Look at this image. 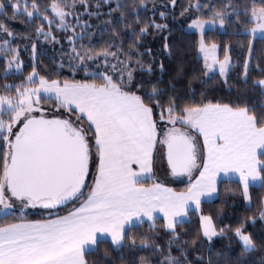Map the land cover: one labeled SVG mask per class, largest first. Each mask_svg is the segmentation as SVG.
<instances>
[{
    "label": "snow or ice",
    "instance_id": "1",
    "mask_svg": "<svg viewBox=\"0 0 264 264\" xmlns=\"http://www.w3.org/2000/svg\"><path fill=\"white\" fill-rule=\"evenodd\" d=\"M102 2L110 6L113 0ZM170 3L175 7L176 0ZM250 3V11L246 5L243 15L247 17L244 23L252 25L245 34L252 38L246 53L241 45L243 72L238 75L247 85L255 58L254 70L262 78L253 80L251 88L264 96V50L257 56L254 43L257 33L264 37V0ZM140 5L144 7L145 0H140ZM99 6L98 0L97 11L92 12L89 0H45L44 4L41 0H0L4 79L9 74L23 75L18 46L13 44L31 38L30 29L18 33L10 21L31 25L38 20L36 37L42 35L52 43H59L54 31L72 32L67 36L71 47L64 53L71 79H61L63 62L54 73L41 74L33 42L32 71L20 84L0 83V264H90L88 257L97 256L102 246L103 254L92 264H115L112 251L119 254L120 264H264V239L247 233L243 222L235 228L218 227L215 220L219 216L205 215L202 209V198L211 203L218 195L220 173L238 174L249 211L250 188L256 185L264 189V162L257 159V150H264V104L257 109L241 94L235 100L213 101L204 89L197 97L192 84L200 79L201 85H206L217 74L227 84L231 69L239 67L232 63L231 47H224L220 59L219 46L204 40L208 21L197 16L188 27L201 34L200 75L176 58L167 36L164 57L157 66L152 49H140L150 29L163 32L167 24L146 22L137 31L139 18L130 23L125 6L116 0V7L107 15L119 12L116 23L134 39L125 49L122 36L113 27L112 40L97 50L91 43L95 33L87 31L91 25L82 18L85 14L99 17ZM228 6L236 7L232 0ZM77 7H83L84 12L76 13ZM189 7L199 10L201 4ZM213 13L211 23L218 21L223 28L226 13L215 9ZM232 15L239 22L241 13L234 11ZM70 16H74V25ZM160 18L166 19V12H160ZM45 22L48 31L44 30ZM105 23L112 25L113 21ZM74 27L82 28L80 35ZM85 36L89 44L77 48L76 41ZM80 72L83 76L77 79ZM165 75L169 76L166 85ZM183 81H187L186 86L178 87ZM158 157L166 159L173 177H189L186 192L177 193L158 182L148 184L154 180ZM194 171H199V176L192 182ZM28 209L45 214L28 219ZM190 210L199 215L191 248L176 232ZM258 211L259 220L264 222V199ZM154 213L162 215L164 231L170 237L166 249L156 243ZM247 219L256 223V217ZM145 220L153 235L141 234L137 245L133 229ZM229 231L232 236H227ZM225 238L239 245L234 256L224 251L213 253L215 241ZM205 241L207 259L202 254L190 259V253ZM227 247L231 248V243ZM142 249L150 250V255L137 258Z\"/></svg>",
    "mask_w": 264,
    "mask_h": 264
},
{
    "label": "trees",
    "instance_id": "2",
    "mask_svg": "<svg viewBox=\"0 0 264 264\" xmlns=\"http://www.w3.org/2000/svg\"><path fill=\"white\" fill-rule=\"evenodd\" d=\"M50 2V0H48ZM197 2L201 4L199 10L195 7H189V5H195ZM41 3L44 4L45 0H41ZM98 0H89L90 11L96 12ZM121 3L125 6V10L129 15L127 20L131 23L134 22L137 18L140 20V24L136 25L137 31L140 26L146 22L162 23L167 24V30L163 32L156 33L153 30H149L148 35L144 38L141 51H146V49L151 48L153 53L157 55V66L159 60L164 57L162 52L164 37H168V42L173 45L174 52L177 53L176 58L182 59L190 70L195 69L197 75H200L199 70L202 68V60H198V39L199 36L195 32H190L186 30L187 25L192 19L199 16L204 20H211V16L214 14L213 9L223 10L225 15V25L222 30H208L204 32V40L206 43H216L218 47V57L223 59V49L224 47L230 46L232 51L230 53L231 60L234 65H239V67H233L228 77V83L225 84L222 79L217 78L210 80L206 85H201L200 79L194 80L192 82L193 87L197 90V97H199L200 90H206V94L209 99L213 101L223 100L227 102L228 100H235L238 94L244 95L249 104H254L257 109L260 105L264 104V96L260 95L259 89H252L251 84L253 80L262 78L254 69L256 65V59H253V71L251 72L248 80V84L245 85L238 73L242 74L243 72V55L241 54V45L244 46V52L247 51V42L251 39L250 36L246 35V29L251 28V24H245L244 21L247 20V17L243 15L244 8L247 5L249 11L251 9L250 0H232V3L236 5L235 8L228 6V0H176L175 7L172 6L170 0H145L144 7H141L140 0H121ZM99 17L92 16L89 18L86 14L82 18L83 23L91 25L87 30L89 33H95L91 39V43L99 50L101 46L106 42L112 40V29L115 28L116 32L120 34L123 38L124 48L127 49L129 43H131L134 37H130L128 31L124 29V26L120 23H116L119 20L120 13L112 12L111 16L107 14L111 11L112 8L116 7V0H113L112 4L105 5L102 0H99ZM205 5H211V8L205 7ZM135 6V7H133ZM188 8V11L184 12V9ZM76 13H83V7H77ZM166 12V19L161 20L160 12ZM234 11H239L241 16L238 18L235 15H232ZM184 12L183 15L181 13ZM69 20L72 25L75 24L74 16H70ZM112 20L113 24H106L105 21ZM39 21H34L31 25H25L20 22H11L10 25L18 33H25L29 29L31 30V38L28 40L18 39L13 44L14 47L18 46L20 53V60L23 62V75L9 74L7 79L3 78L4 75V65L0 62V83H12L20 84L24 77H26L32 71L33 64V53H32V43L37 44L35 62L37 68L41 74L45 72L52 74L61 62L64 63L65 67L63 70V75L61 79L65 76L69 79L72 78V73L68 71L67 68V56L64 55L65 52H68L71 45L67 41V36L71 35L72 32H61L54 31V35L59 43H52L50 40H45L44 36H39L38 38L35 35V28L39 25ZM52 28L55 30L56 25L53 24ZM44 30L48 31L47 23L44 24ZM73 31L76 35H80L82 32L81 27H74ZM117 43H120L117 40ZM255 48L257 50V56L261 50H264V39L256 38L254 40ZM81 44L87 46L89 44V39L85 36L83 41H76V47L79 48ZM150 58L145 55L144 60L148 61ZM164 63L169 64V61L165 58ZM159 75V73H156ZM83 76V72H80L76 75L77 79H80ZM203 77L201 76V79ZM169 79L168 75L163 77L164 85L167 84ZM187 81H183L178 87L186 86ZM162 85V86H164ZM49 107V105H45ZM54 111V108L52 109ZM202 143V141H201ZM257 159L264 162V152L259 154ZM165 165L167 167L166 159ZM167 170L168 167H167ZM170 171V170H169ZM194 177L191 178V180ZM152 182L161 183L159 180L148 181V184ZM171 189L175 191H186L189 186V181L174 185H168ZM86 191V190H85ZM251 196V210L245 208V203L242 198V187L237 180H221L218 183V195L211 203L205 202L202 204L203 214L211 215L214 218L219 216V219H216L215 222L218 227H223L228 225L230 228H235L239 226L241 222L245 223L246 232L252 234L257 240L264 239V222L259 220V205L261 199H264V189H261L257 186H252L250 188ZM40 209H28L26 210V216L28 219H39L44 215ZM63 214V213H62ZM19 215V213H17ZM256 217V223L253 225L247 218ZM163 220L157 219L155 224V233H158L156 237V243L165 246L166 242L170 238L168 234L165 233L163 228ZM199 227V215L194 211H190V214L187 216L186 220L180 223L176 227V232L179 234L181 242L184 240L189 241L188 247L191 248V240L196 237L197 230ZM133 234L136 235L137 245H139L141 234L146 236H152L153 230L149 228V222H144L142 225L136 226L133 229ZM227 236H232V232L229 231ZM231 243L232 247L229 248L227 245ZM110 246V242L108 241ZM216 251L228 252L230 255H235L239 251V245L235 240L229 241L228 239H217L213 246V253ZM103 254V246L101 247L100 253L97 256H89V262L92 264V261L97 259L98 256ZM203 255L205 259L209 256L208 244L205 241L203 244L199 245L196 252L190 253V259L196 255ZM118 253L115 251L111 252V258L115 264H120L118 259ZM137 258L141 255L149 256L150 250L142 249L137 252ZM173 255H176L175 250H173ZM258 256V254H257ZM152 259H157V257H152Z\"/></svg>",
    "mask_w": 264,
    "mask_h": 264
},
{
    "label": "rangeland",
    "instance_id": "3",
    "mask_svg": "<svg viewBox=\"0 0 264 264\" xmlns=\"http://www.w3.org/2000/svg\"><path fill=\"white\" fill-rule=\"evenodd\" d=\"M205 21H208L207 23V26H206V29L205 31H208V30H215V29H218V30H222L223 28L220 27L219 25V22L217 21L215 24L211 23V20H205ZM191 23V21L189 22V24ZM188 24V25H189ZM186 27V30L187 31H190V32H195L196 34H198L199 36V39H198V44H199V41L201 39V34L200 32H198L197 30L195 29H190L189 27ZM252 38V37H251ZM256 38H263L261 36V34L257 33ZM217 54H218V49H217ZM199 55V54H198ZM202 60V59H201ZM203 62V60H202ZM195 172V171H194ZM193 172V174H194ZM154 178L155 179H158V180H161L165 183H169V184H179V183H184V182H188L189 181V177L188 176H178V177H173L170 173L169 170H167V167L165 165V159H162L161 157H158V160H157V166L156 168L154 169ZM238 182H239V178L236 179ZM253 186H256V185H253ZM242 187V185H241ZM242 192H243V187H242ZM245 203V202H244Z\"/></svg>",
    "mask_w": 264,
    "mask_h": 264
},
{
    "label": "crops",
    "instance_id": "4",
    "mask_svg": "<svg viewBox=\"0 0 264 264\" xmlns=\"http://www.w3.org/2000/svg\"><path fill=\"white\" fill-rule=\"evenodd\" d=\"M264 152V150H261V149H258L257 150V157H258V155L259 154H261V153H263ZM199 176V171H195L194 172V174L192 175V177H194L191 181L192 182H195V179L197 178ZM191 177V178H192ZM239 177H238V174H229L228 176H225L223 173H220V174H218V176H217V185H218V183H219V181H221V180H236V179H238ZM155 179V178H154ZM155 180H158V179H155ZM160 182H161V184H163L165 187H168V188H170L168 185H174V184H169V183H165V182H163V181H161V180H159ZM173 190V189H172ZM173 191H175V190H173ZM187 191V190H186ZM186 191H175V192H177V193H179V192H186ZM215 197L216 196H214L213 198H212V200H214L215 199ZM202 199H204L205 200V202H207V199L206 198H202ZM190 211H192V210H190ZM154 215L157 217V219H162L163 220V217H162V215L160 214V213H154ZM186 218H187V216L186 217H183V218H181L182 219V221L184 222L185 220H186ZM145 222H148L147 220H145ZM164 222V221H163ZM108 241L110 242V238L108 239Z\"/></svg>",
    "mask_w": 264,
    "mask_h": 264
},
{
    "label": "water",
    "instance_id": "5",
    "mask_svg": "<svg viewBox=\"0 0 264 264\" xmlns=\"http://www.w3.org/2000/svg\"><path fill=\"white\" fill-rule=\"evenodd\" d=\"M167 163V162H166Z\"/></svg>",
    "mask_w": 264,
    "mask_h": 264
}]
</instances>
